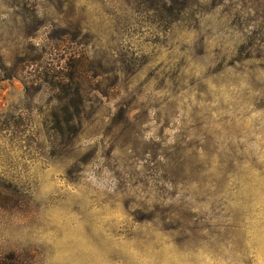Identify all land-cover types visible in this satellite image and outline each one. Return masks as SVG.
Masks as SVG:
<instances>
[{"label": "rangeland", "instance_id": "rangeland-1", "mask_svg": "<svg viewBox=\"0 0 264 264\" xmlns=\"http://www.w3.org/2000/svg\"><path fill=\"white\" fill-rule=\"evenodd\" d=\"M174 3L0 0V264H264V0Z\"/></svg>", "mask_w": 264, "mask_h": 264}, {"label": "trees", "instance_id": "trees-1", "mask_svg": "<svg viewBox=\"0 0 264 264\" xmlns=\"http://www.w3.org/2000/svg\"><path fill=\"white\" fill-rule=\"evenodd\" d=\"M167 1H168L170 4H171V3L173 4L174 2L176 3L178 0H167ZM212 1H213V0H212ZM175 3H174V4H175ZM186 8H187V6H185L184 9H186ZM181 11H182V10H181ZM179 17H180L179 14H177V15H175V16H172V19H173L172 21H174V22L179 21Z\"/></svg>", "mask_w": 264, "mask_h": 264}]
</instances>
